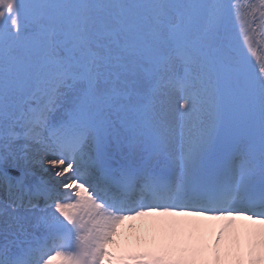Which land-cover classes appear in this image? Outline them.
<instances>
[{
  "label": "snow or ice",
  "instance_id": "snow-or-ice-1",
  "mask_svg": "<svg viewBox=\"0 0 264 264\" xmlns=\"http://www.w3.org/2000/svg\"><path fill=\"white\" fill-rule=\"evenodd\" d=\"M233 18L264 41V0H0V264H264V59Z\"/></svg>",
  "mask_w": 264,
  "mask_h": 264
},
{
  "label": "rangeland",
  "instance_id": "rangeland-1",
  "mask_svg": "<svg viewBox=\"0 0 264 264\" xmlns=\"http://www.w3.org/2000/svg\"><path fill=\"white\" fill-rule=\"evenodd\" d=\"M239 3L242 6V9H246L253 4H259L260 0H239ZM229 37L235 48L239 51H243L248 56V59L254 65L257 64L259 60L264 59V41H262V38L260 36H257L253 42L252 49H249L244 40L242 26L240 22L235 18H233L230 22ZM145 67L147 68L148 66L145 65ZM16 131H20V129L17 128ZM121 131L123 132L124 129L121 128ZM13 147L15 146L13 145ZM2 150H3V141H0V151ZM33 170L34 171L39 170L37 165L33 166ZM0 196H2L1 193ZM3 209H4V202L2 201V198H0V244H4ZM8 211L12 215L19 217V225H22L27 232L35 233V235L39 236L43 232V228L36 227L37 218L45 216L46 213H51L52 209H47L46 211H43V209L39 207H35L34 209L31 210L9 209ZM15 230L16 227L14 226L13 231ZM9 239H14V237L10 236Z\"/></svg>",
  "mask_w": 264,
  "mask_h": 264
},
{
  "label": "bare ground",
  "instance_id": "bare-ground-1",
  "mask_svg": "<svg viewBox=\"0 0 264 264\" xmlns=\"http://www.w3.org/2000/svg\"><path fill=\"white\" fill-rule=\"evenodd\" d=\"M21 143H22V141L15 142V145H14L15 147L14 148H17V150H18V146ZM33 155L35 156V159H37V160H46V159L50 158L49 154L46 153V152H40L38 154L34 153ZM45 166H47V165H45ZM37 167H38L39 170H37L36 172H38L41 175H43L46 179H49L54 185H56L57 189L60 188L59 184L57 183L58 178L54 177L53 174L50 171L47 172V173L43 172L39 165H37Z\"/></svg>",
  "mask_w": 264,
  "mask_h": 264
}]
</instances>
